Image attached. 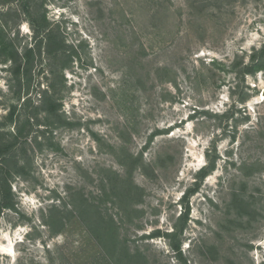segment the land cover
<instances>
[{"label":"rangeland","instance_id":"1","mask_svg":"<svg viewBox=\"0 0 264 264\" xmlns=\"http://www.w3.org/2000/svg\"><path fill=\"white\" fill-rule=\"evenodd\" d=\"M0 26V123L20 102L0 138L21 128L0 264H264V72L233 68L264 45V0H0ZM53 85L59 117L29 121Z\"/></svg>","mask_w":264,"mask_h":264},{"label":"trees","instance_id":"2","mask_svg":"<svg viewBox=\"0 0 264 264\" xmlns=\"http://www.w3.org/2000/svg\"><path fill=\"white\" fill-rule=\"evenodd\" d=\"M49 38L51 46L55 47L57 44L53 41V38ZM0 48L2 50H7L9 48V43L5 37V28L0 26ZM6 62L10 61L12 64L11 73L13 76L19 75L21 70V64L19 59V54L17 51L12 50L10 53H6ZM32 51H27L25 54V59L27 62H30ZM211 64L215 67L225 66L224 63H221L217 60L211 61ZM240 66V67H239ZM239 70V81L243 82L248 75H256L259 72H264V45L260 50L254 51L251 55L250 61L248 63H235L233 68ZM52 95L49 94L50 91H45L44 95L41 98V106H36L32 99H22V108L28 112V119L31 121L33 117L29 114L32 113L34 116L40 109H43L47 115V118L50 117H59V103L55 101V92L54 85ZM20 102L14 106L9 114L5 117L4 123H0V132H4L7 126L11 123L16 122V115L19 109ZM42 107V108H41ZM36 118V116L34 117ZM17 134L16 140H19L21 136V128L17 125ZM9 133H11L9 131ZM6 135V134H5ZM13 139L9 138H0V218L3 213L7 210H16V203L13 197L12 192V179L13 171L10 169L8 163L10 156L13 155L12 149L16 146ZM215 168V161H213V167ZM210 173L209 168L205 167L201 170V180L206 178ZM234 197H238L237 192L234 193ZM238 199V198H237ZM82 219L84 220L87 226V232L90 235V239L99 243L100 246L107 248H116L120 244L118 229L115 219L112 216L103 214L99 207L96 205L83 204V211L80 213ZM179 251V247H176ZM180 254V253H179ZM181 255V254H180Z\"/></svg>","mask_w":264,"mask_h":264}]
</instances>
